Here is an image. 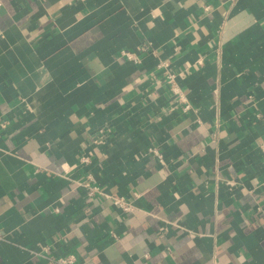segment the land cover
I'll use <instances>...</instances> for the list:
<instances>
[{
    "label": "crops",
    "instance_id": "obj_1",
    "mask_svg": "<svg viewBox=\"0 0 264 264\" xmlns=\"http://www.w3.org/2000/svg\"><path fill=\"white\" fill-rule=\"evenodd\" d=\"M263 138L264 0H0V264H264Z\"/></svg>",
    "mask_w": 264,
    "mask_h": 264
},
{
    "label": "built area",
    "instance_id": "obj_2",
    "mask_svg": "<svg viewBox=\"0 0 264 264\" xmlns=\"http://www.w3.org/2000/svg\"><path fill=\"white\" fill-rule=\"evenodd\" d=\"M143 50H147V47H143ZM124 54L127 56L128 59L130 60H134L135 62H139L140 58L133 52L130 51H124ZM168 80L170 82H174V75H169ZM175 93L178 94L179 98H181V100H183L185 102V105L183 107V110L185 112L190 111L192 109V105L190 103H188L186 100L183 99V96L180 92L179 89L174 88ZM260 148L264 157V138L262 139L261 143H260ZM149 151L154 154L156 156V158L158 159L159 162L164 163L165 162V156L163 151L155 146H152L151 148H149ZM91 157L89 156H84L81 158V163L83 165H88L91 162ZM68 178H72L69 174L66 175ZM91 175L89 174L88 176H86L84 179H74L72 178V180L79 186L85 187L88 191V196L89 197H94L96 195H103L106 199L110 200V202L112 203L113 206L119 208L122 212H131L133 210H135V208H137L133 201L136 199V197H138V193H135V199H132L131 197L125 196V195H119V194H113V193H108L105 192L102 188H100L98 185H95L93 182H91ZM227 184L229 186H234L235 182L234 180H228L226 181ZM1 239V237H0ZM55 261L58 264H80L77 260L76 255L74 254H66V255H62V256H58L57 258H55Z\"/></svg>",
    "mask_w": 264,
    "mask_h": 264
}]
</instances>
